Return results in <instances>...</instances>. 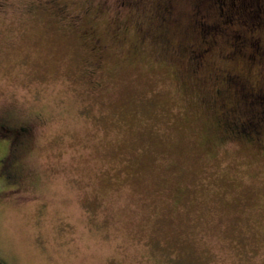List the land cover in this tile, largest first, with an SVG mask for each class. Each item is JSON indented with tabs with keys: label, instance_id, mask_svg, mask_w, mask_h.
Masks as SVG:
<instances>
[{
	"label": "rangeland",
	"instance_id": "rangeland-1",
	"mask_svg": "<svg viewBox=\"0 0 264 264\" xmlns=\"http://www.w3.org/2000/svg\"><path fill=\"white\" fill-rule=\"evenodd\" d=\"M212 11L0 0V264H264V67Z\"/></svg>",
	"mask_w": 264,
	"mask_h": 264
},
{
	"label": "flooded vegetation",
	"instance_id": "flooded-vegetation-1",
	"mask_svg": "<svg viewBox=\"0 0 264 264\" xmlns=\"http://www.w3.org/2000/svg\"><path fill=\"white\" fill-rule=\"evenodd\" d=\"M119 1L121 5H124L126 0ZM213 11L215 12L214 19L211 21H208L207 18L205 19L206 22H212V25L209 26L210 29H212L211 32H213L211 43L214 45V34L218 32H215L216 29L214 28L217 26L219 27L220 25H229V29H220L222 32L229 33L227 40L230 49L227 53L232 54L236 50H241L242 54L246 55V57L252 55L251 61H253V63H258V65L264 67V26L262 28L259 27L261 23H264V0H219L216 2ZM204 41L205 40L202 37L201 42L203 44L201 46L206 43V41ZM221 73V77L225 78V80H230L232 76L236 81H239L240 79L237 74L227 68L223 69ZM256 81L257 82L253 85L252 89L248 90V96L250 98L248 99L249 103L250 101H252V103H256V101L261 102L259 101V98L264 97V75H261ZM262 105H264V99L262 100ZM260 110L261 109L257 110V117L258 120H261V124L264 125V113L261 114ZM262 110L264 111V109ZM244 119L245 118L243 117L239 118L237 123L233 121L231 127L232 129L237 130L238 133L241 132L242 136L245 137L247 141H251L250 139H252V136L249 132H245L244 129H248L249 126H252L254 123ZM4 122L9 125V129L7 132H2L0 126V136L9 133L7 141H9L14 148L17 149L23 146L24 141L17 140L16 136L22 134L21 138L23 137V139H25V136L28 133L27 127L23 125H14L7 121ZM259 127H256V129ZM9 174L10 177L14 178L11 167L6 166L3 163V159H0V178L2 177L6 179Z\"/></svg>",
	"mask_w": 264,
	"mask_h": 264
},
{
	"label": "trees",
	"instance_id": "trees-1",
	"mask_svg": "<svg viewBox=\"0 0 264 264\" xmlns=\"http://www.w3.org/2000/svg\"><path fill=\"white\" fill-rule=\"evenodd\" d=\"M209 1H210L211 5L213 6V9H214L216 2L219 1V0H209ZM212 12H214V11H212ZM208 14H210V13H209V12H206V16H207ZM206 16H205V13H204V14H199V16H197V17L200 18V19L197 20V22L199 21L200 26L202 25V29H210L209 26L212 25V24H211L212 22H206V21H205V17H206ZM204 22H205L206 24H205ZM207 24H208V25H207ZM213 24H214V22H213ZM201 36H203V35L201 34ZM202 47H203V46H202ZM202 47H200L201 50L199 51V53L202 51V49H203ZM204 50H205V49H204ZM16 147H17V146H16Z\"/></svg>",
	"mask_w": 264,
	"mask_h": 264
}]
</instances>
